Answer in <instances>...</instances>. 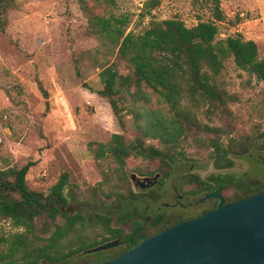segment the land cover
<instances>
[{"label": "rangeland", "instance_id": "374dc122", "mask_svg": "<svg viewBox=\"0 0 264 264\" xmlns=\"http://www.w3.org/2000/svg\"><path fill=\"white\" fill-rule=\"evenodd\" d=\"M19 1L21 8L11 14L7 31H0V169L33 163L27 175L28 186L45 194L51 193L62 175L68 173L69 185L64 192L68 204L58 205L62 212L74 215L70 211L78 205L99 204L115 217L119 216L124 206L121 201L128 196L132 185L121 182L115 187L119 180L114 172L115 162L111 158L97 161L92 151L101 143L108 144L115 134H122L128 141L137 136L133 116L123 112L126 127L122 128L109 102L97 93L103 89L102 67L116 60L117 51L88 34V18L79 0ZM149 1L115 0L114 6H101L98 11L106 15H128L132 21L128 31L135 33L143 32L151 20L178 17L188 27L215 20L210 0H160L157 8L147 14L145 7ZM220 2L226 19L216 22L217 39L241 34L257 42L264 56V0ZM120 69L124 74L128 72L124 65ZM223 79L229 92L238 98L229 106L234 124L231 137L251 135L260 124L264 127V83L239 70L232 59L226 62ZM146 92L153 94L149 89ZM151 106H159L155 95ZM201 118L218 127L228 123L224 118L213 121ZM146 141L147 145L161 147L159 140ZM222 141L227 144L228 137L225 135ZM184 145V154L174 155L173 168H165L171 174L163 181L161 200L154 206L130 205L129 210L139 214L145 208L143 217L146 218L165 209L162 202L170 201L163 195L165 190L175 203L174 188L182 192L194 189L196 186L191 180L209 181L211 174L216 173L209 150ZM252 155L232 157L234 165L228 178L232 182L264 187V164L256 162L257 153ZM126 166L129 177L132 174L149 176L148 172H154L160 163L132 157ZM104 173L110 182L101 187ZM157 174L163 177L162 173ZM234 192L230 190L227 195ZM81 211L90 217V212ZM65 222L64 218L54 219L50 212H45L37 219L38 234L48 238L58 224ZM126 223L125 228L132 224ZM13 231L10 221H0V236ZM108 236L98 224H78L62 240L66 245L62 254L70 252L81 240L92 243Z\"/></svg>", "mask_w": 264, "mask_h": 264}, {"label": "trees", "instance_id": "16d2710c", "mask_svg": "<svg viewBox=\"0 0 264 264\" xmlns=\"http://www.w3.org/2000/svg\"><path fill=\"white\" fill-rule=\"evenodd\" d=\"M210 1L213 4V21L188 27L178 17L151 20L143 32L135 33L128 31L132 22L128 15H106L98 11L101 6H114L115 0H79L88 18V34L117 51L116 60L102 67L100 79L103 89L97 93L109 102L122 128L126 127L123 113L126 111L133 116L137 130L133 140L128 141L122 134H115L108 144L101 143L92 149L97 161L111 158L115 162L114 172L119 177L115 187L121 182L131 183L126 165L132 157L159 162V168L147 175L162 173L167 177L173 167L166 158L184 154V144L209 150L217 169L232 166V157L249 156L254 152L264 154L263 125H257L251 135L231 137L234 124L229 106L238 98L229 92L223 79L226 62L232 59L239 70L264 83V56L257 42L247 40L241 34L217 39L219 27L216 22H223L226 15L220 0ZM159 3L160 0L146 3V13L150 14ZM20 8L19 0H0L2 33L10 25L11 14ZM121 65L128 70L126 74L121 72ZM147 89L153 94L147 93ZM152 95L158 98L159 106L154 108L151 106ZM202 116L209 121L224 118L228 123L223 127L210 125L202 120ZM225 135L227 144L222 141ZM147 139L159 140L161 147L147 145ZM33 165L28 163L21 168L0 169V221H10L15 229L0 236V264H40L42 260L65 264L74 256L84 255L87 249L116 237L109 216L90 213L92 225L99 224L101 218L104 220L109 237L92 243L81 240L70 248V252L62 254L66 246L62 240L78 224L85 225L86 218L82 213H64L58 206L68 204L64 192L69 185V174L62 175L51 193L36 192L30 189L27 181ZM109 182L104 173L100 186ZM202 184L198 194L212 188L209 182ZM238 186L237 183L228 202L236 203L264 190L259 186L246 190ZM126 198L123 197L124 200ZM45 212H50L54 219L60 216L66 222L58 224L51 235L43 239L37 231V219ZM122 253L114 249L85 255L83 260L73 264H100Z\"/></svg>", "mask_w": 264, "mask_h": 264}, {"label": "water", "instance_id": "95a60500", "mask_svg": "<svg viewBox=\"0 0 264 264\" xmlns=\"http://www.w3.org/2000/svg\"><path fill=\"white\" fill-rule=\"evenodd\" d=\"M207 198L219 200L217 209L141 238L128 251L101 264H264V190L227 205L217 193ZM75 209L70 212L94 210L85 204ZM119 244L108 242L88 253L107 251Z\"/></svg>", "mask_w": 264, "mask_h": 264}, {"label": "flooded vegetation", "instance_id": "af4514ba", "mask_svg": "<svg viewBox=\"0 0 264 264\" xmlns=\"http://www.w3.org/2000/svg\"><path fill=\"white\" fill-rule=\"evenodd\" d=\"M250 157H253V155H249ZM172 166L175 165V158L170 157L166 158ZM235 158H231L233 161ZM238 159V158H237ZM241 159V158H239ZM252 159V158H251ZM252 160L255 161V158ZM256 162L264 164V154H258ZM234 165V161H233ZM225 167L217 169L214 166V169L216 170L215 174H211L209 177V181L207 179H198L194 178L191 180V182L194 181L195 188L189 189L188 191H179L178 189L174 188V191L176 193V202L173 203V198L168 197L170 196L169 193H167V190L164 191L163 195L164 197L168 198L170 201L162 202L164 203L165 209H159L157 213L153 215H148V217L144 218L143 213L145 208L141 211V213H133L131 210H129L130 205H134L137 207H142V205H155L157 204L161 198L162 194L160 192V189H162L165 186L164 180L166 181L169 178V175L165 178H161V174H156L152 177L150 176H140L137 174H132L130 176L131 179V185L132 189L129 190V194L127 198L124 200L122 199V203L124 206L122 207L121 215H117L116 217L112 215L108 210H105L102 208L101 205H87L94 208V210L85 209V211L90 213H95L98 216H109L111 218V227L116 230L115 235L116 237L114 239H110L109 241L105 242H112V241H119V246L109 249L107 251H101V252H108L112 251L114 249H117L121 252H126L129 249L132 248V246L137 245L140 242L141 238L151 237L154 235L159 234L160 232H163L173 226H176L178 224L194 220L196 218H199L215 209H217L219 205V200L217 198H207V195L212 193H217L224 199V204H232L231 202H228L230 197L228 196L227 192L230 190H236V184H239V188L246 190L252 186L246 185L242 182H232L229 177V171L233 167ZM193 169V167H192ZM133 175H135V178L132 179ZM244 176L246 173L243 174ZM157 177V180L155 181V178ZM209 182V184L212 186V188L204 193L198 194V190L202 187V182ZM156 189V190H154ZM182 193V194H181ZM235 193V192H234ZM127 208V209H126ZM175 209V210H174ZM177 209L179 211H177ZM164 210V211H163ZM76 213H82V211L75 212ZM84 216V215H83ZM86 218V224H91V215L89 218L84 216ZM104 220L101 218L100 223L98 226L102 227L104 231L107 232V228L104 225ZM126 221L128 223H132L130 227H123V225H126ZM109 235V234H108ZM109 237V236H108ZM105 239V238H104ZM105 243H101L97 245L96 247H93L91 249H87L84 252V255H78L70 258L65 264H73L74 262H78L80 260H83L85 258V255H93L96 253H88L89 250H93ZM97 252V253H101ZM122 253V254H123ZM121 255V254H120ZM119 255V256H120ZM117 258V257H116ZM71 259H75V261L72 263ZM111 261V260H110ZM107 262V261H106ZM52 264L47 262L46 260H42L40 264ZM104 263V262H103ZM59 264V263H56ZM101 264V263H100Z\"/></svg>", "mask_w": 264, "mask_h": 264}]
</instances>
